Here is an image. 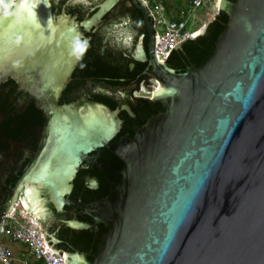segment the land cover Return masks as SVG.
<instances>
[{
    "label": "water",
    "instance_id": "obj_1",
    "mask_svg": "<svg viewBox=\"0 0 264 264\" xmlns=\"http://www.w3.org/2000/svg\"><path fill=\"white\" fill-rule=\"evenodd\" d=\"M119 1L71 0L85 12L98 4L81 23L70 11L54 13L52 0H31L34 18L0 16V79L11 77L33 92L47 120L13 194L6 190L13 150L0 154V237L19 192L37 221L47 202L62 211L89 154L119 133L121 108L59 102L85 52L76 53L75 44L86 49L89 42L81 27L91 30ZM131 2L144 15L147 49L145 34L121 39L123 23L116 26L118 42L131 45L132 59L148 63L143 73L155 81L152 100L166 110L117 145L123 178L116 199L98 204L113 225L93 260L81 250L58 249V239L42 227L48 247L65 252L66 264H264V0H221L219 14L228 21L213 52L185 71L158 57L146 0Z\"/></svg>",
    "mask_w": 264,
    "mask_h": 264
},
{
    "label": "flooded vegetation",
    "instance_id": "obj_2",
    "mask_svg": "<svg viewBox=\"0 0 264 264\" xmlns=\"http://www.w3.org/2000/svg\"><path fill=\"white\" fill-rule=\"evenodd\" d=\"M70 1L52 0L53 12L70 11L78 17L76 20L79 23L98 5L90 6L88 12H85L84 8L71 5ZM123 20L124 22L116 20L111 10L91 30L81 27L89 42L59 100L61 104L76 105L99 101L112 108L110 103L97 99L99 95H103L115 102L114 108H121V129L108 144L94 149L84 161L87 167L78 171L68 197L69 202L64 205V209L59 211L51 202H47L45 211L37 218L49 239H58L57 242L53 240L58 249L65 252L81 250L87 253L90 260L99 252L104 237L113 225L112 220L102 216L98 204L107 198L115 200L118 194L123 174L121 161L116 153L117 145L134 138L137 128L166 110L162 100H152L151 90L155 81L144 74V70L133 77L135 67L130 68L131 62L129 70H124V63L131 59L132 47H123L118 42L116 26L125 24L122 27L124 32H120L121 39L132 34L136 37L139 35L132 32L128 19ZM117 67L121 68L124 75H115ZM116 80L120 83H114ZM142 85L146 87L147 96L136 95ZM124 105H128L134 115L124 109ZM46 121L45 112L38 105L33 92L11 77L0 79V154L13 150V170L7 178L6 190L9 194H13L25 169L38 153ZM40 217H44V221ZM102 217L103 220H100ZM70 220L88 223L91 227L75 228L69 223Z\"/></svg>",
    "mask_w": 264,
    "mask_h": 264
},
{
    "label": "built area",
    "instance_id": "obj_3",
    "mask_svg": "<svg viewBox=\"0 0 264 264\" xmlns=\"http://www.w3.org/2000/svg\"><path fill=\"white\" fill-rule=\"evenodd\" d=\"M146 2L158 35L156 53L160 59L166 61L173 47L179 42L199 35H195L198 28L191 30L189 25L195 13L211 4L218 10L220 0H189L187 6L182 9L181 16L170 15L165 9L163 0H146ZM194 23L192 22V25ZM158 28H161L162 32ZM19 205L20 202L15 204L14 210L6 217L5 231L0 237V264H66L65 252L61 255L48 247L41 233L42 225L23 213L17 214ZM4 237L22 243L25 248L13 252L4 243Z\"/></svg>",
    "mask_w": 264,
    "mask_h": 264
},
{
    "label": "trees",
    "instance_id": "obj_4",
    "mask_svg": "<svg viewBox=\"0 0 264 264\" xmlns=\"http://www.w3.org/2000/svg\"><path fill=\"white\" fill-rule=\"evenodd\" d=\"M113 17L116 20L128 19L131 22V30L133 33L137 32L139 36H143L144 45L147 49V30L144 20V15L140 9H138L131 0H120L118 4L112 9ZM228 21V15L225 13H220L214 20H212L206 29V31L197 36L196 38L188 39L183 45L181 50H173L166 60L167 63L176 68L179 71L187 70L188 66L196 65L200 66L213 52L215 47V42L224 29V24ZM134 62L135 68L133 72V77L141 73L147 66L146 62L135 61L130 59L124 63V70H129V63ZM115 75H124L121 72V68L117 67ZM114 83H120L116 80ZM97 99L106 101L111 104L112 108L115 107V102H111L109 98L99 95Z\"/></svg>",
    "mask_w": 264,
    "mask_h": 264
},
{
    "label": "rangeland",
    "instance_id": "obj_5",
    "mask_svg": "<svg viewBox=\"0 0 264 264\" xmlns=\"http://www.w3.org/2000/svg\"><path fill=\"white\" fill-rule=\"evenodd\" d=\"M165 9L169 11L170 15L177 16L178 14L181 16L182 9L187 6L189 3V0H163ZM219 14V11L211 4L209 7L201 8L196 13L195 16L190 20L189 25L191 26V30L193 29H199L201 28V34H203L204 29L206 26L216 18V16ZM192 22H195L194 25H192ZM160 32H162L161 28H158ZM200 34V35H201ZM155 85V82L152 84V86ZM144 85L141 86V90L136 93V95L139 96H147L148 92L145 89ZM152 98V96H151ZM20 192L18 193L16 205L20 202ZM17 208V207H16ZM23 213L28 218H33L29 213L26 212L25 208L22 207V205H19L17 208V214ZM34 219V218H33ZM4 243L9 247L10 250L13 252H16V250L25 248V246L22 243L10 241L8 238H3Z\"/></svg>",
    "mask_w": 264,
    "mask_h": 264
},
{
    "label": "clouds",
    "instance_id": "obj_6",
    "mask_svg": "<svg viewBox=\"0 0 264 264\" xmlns=\"http://www.w3.org/2000/svg\"><path fill=\"white\" fill-rule=\"evenodd\" d=\"M34 7L31 0H19V3L17 0H0V16L11 17L19 13L22 17L24 13H27L28 17L34 18L36 16V12L33 11ZM85 50V46L77 41L74 51L82 54Z\"/></svg>",
    "mask_w": 264,
    "mask_h": 264
},
{
    "label": "bare ground",
    "instance_id": "obj_7",
    "mask_svg": "<svg viewBox=\"0 0 264 264\" xmlns=\"http://www.w3.org/2000/svg\"><path fill=\"white\" fill-rule=\"evenodd\" d=\"M220 2H221V0H220ZM220 2H219V5H220ZM200 33H201V28H199V29L196 30L195 35H198V34H200ZM22 207H23V205H22Z\"/></svg>",
    "mask_w": 264,
    "mask_h": 264
}]
</instances>
